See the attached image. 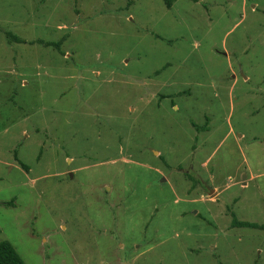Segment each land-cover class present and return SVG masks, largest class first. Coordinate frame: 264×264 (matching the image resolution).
Here are the masks:
<instances>
[{"label": "rangeland", "instance_id": "374dc122", "mask_svg": "<svg viewBox=\"0 0 264 264\" xmlns=\"http://www.w3.org/2000/svg\"><path fill=\"white\" fill-rule=\"evenodd\" d=\"M231 213L264 223V0H0V240L25 264H264Z\"/></svg>", "mask_w": 264, "mask_h": 264}, {"label": "trees", "instance_id": "16d2710c", "mask_svg": "<svg viewBox=\"0 0 264 264\" xmlns=\"http://www.w3.org/2000/svg\"><path fill=\"white\" fill-rule=\"evenodd\" d=\"M173 0H164L165 6L169 7ZM196 1V0H193ZM10 36V39L15 42H23L22 39L18 38L15 35L7 34ZM35 42L42 43L46 46H53L58 49V42H48V41H40L36 40ZM33 43V42H30ZM21 167L27 170V167L21 163ZM230 224L233 227H246V228H255L264 230V223H256V222H249L245 220H238L234 217L231 213ZM0 264H25L23 260L20 258L14 247L11 243L7 240H0Z\"/></svg>", "mask_w": 264, "mask_h": 264}, {"label": "water", "instance_id": "95a60500", "mask_svg": "<svg viewBox=\"0 0 264 264\" xmlns=\"http://www.w3.org/2000/svg\"><path fill=\"white\" fill-rule=\"evenodd\" d=\"M68 175H70V173Z\"/></svg>", "mask_w": 264, "mask_h": 264}]
</instances>
